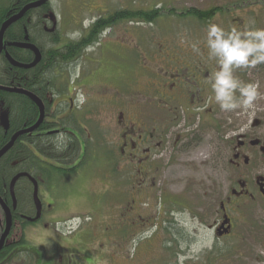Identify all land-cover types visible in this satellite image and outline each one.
I'll return each mask as SVG.
<instances>
[{"label":"flooded vegetation","instance_id":"obj_1","mask_svg":"<svg viewBox=\"0 0 264 264\" xmlns=\"http://www.w3.org/2000/svg\"><path fill=\"white\" fill-rule=\"evenodd\" d=\"M39 1L11 0L0 9V30ZM84 1L83 11L78 5L67 24L60 4L48 0L13 23L0 41V85L42 103L41 110L29 96L0 91V150L44 114L41 125L0 159V264H99V237L119 234L120 226L133 236L146 220L125 219L135 211L132 199L123 220L111 218L103 232L98 212L62 211L66 192L88 183L84 177L104 173L103 183L112 189L118 191L122 179L130 196H139L162 160L176 149H195L204 133L213 135L207 144L214 178L192 220L210 233V256L226 264H264V62L233 69L239 81L258 86L253 106L222 111L209 82L218 65L207 48L211 23L226 31L264 29V0H145L149 4L138 10L134 0L116 8L103 0L90 11ZM135 14L178 17L177 54L151 42V33L137 37L135 27L154 23ZM185 22L196 23L204 34L195 37ZM69 25L73 29L64 34ZM188 31L193 35H184ZM33 46L40 63L15 66L34 63ZM25 174L12 192L14 179ZM92 204L100 207L98 200ZM109 257L113 264L116 256Z\"/></svg>","mask_w":264,"mask_h":264},{"label":"rangeland","instance_id":"obj_2","mask_svg":"<svg viewBox=\"0 0 264 264\" xmlns=\"http://www.w3.org/2000/svg\"><path fill=\"white\" fill-rule=\"evenodd\" d=\"M87 1L89 11L90 8L103 6V0ZM134 1L135 10L145 8L149 4L145 0ZM56 3L60 4L64 20L69 24L71 20L73 21L72 15L78 5V10L83 11L85 1L73 0L67 3L65 0H56ZM124 3H127V0H110L108 5L109 8H116L117 4L120 6ZM195 24L185 22V27L188 25L194 36L200 37L204 34L203 29ZM71 29L72 26H67L64 34ZM184 30L186 31V28ZM144 32L146 35L151 33V42L166 45L176 54L179 51L178 17H159L150 26L144 24L142 27H135L137 37L145 35ZM192 32L188 31V34L184 35L190 37V33L193 35ZM156 44L152 45V50H158L159 46ZM200 137L202 143L195 149L184 151L183 154H179V150L176 149L172 155L162 160L160 172L151 179L139 196L131 197L126 182L122 179L118 191L112 189L107 183H103L104 173L96 177L93 175L84 177L88 183L80 184L79 188L73 187L66 192L69 200L62 211L69 215L98 212L97 220L100 226L103 225V232L105 227L110 226L111 218L119 217L121 221L123 220L124 215L121 214L126 212L124 207L132 199L137 201L135 211L132 214L126 212L125 219L132 222L135 216L140 215L146 220L142 230L135 231L133 236L127 237L128 234L125 233L128 228L120 226L119 234L99 237L95 243L104 244L103 258L99 264H112L109 257L111 254L116 256L113 264H226L209 255L208 248L212 245V237L203 226H198L192 220L197 203L205 199L210 179L214 178V156L207 144L211 142L213 135L204 133ZM94 178L97 180L92 182ZM94 200L100 201V207L97 209H94L92 204ZM177 202L182 203L181 207L185 206L187 209L180 211ZM179 221L183 222L181 227Z\"/></svg>","mask_w":264,"mask_h":264},{"label":"clouds","instance_id":"obj_3","mask_svg":"<svg viewBox=\"0 0 264 264\" xmlns=\"http://www.w3.org/2000/svg\"><path fill=\"white\" fill-rule=\"evenodd\" d=\"M184 43L181 40V44ZM192 48L198 51L195 44ZM207 48L209 57L214 58L218 65V70L209 75V82L220 109L230 112L252 107L259 95L258 86L239 81L233 69L254 67L264 62V29L246 28L240 31L232 28L226 31L220 25L211 23L207 28Z\"/></svg>","mask_w":264,"mask_h":264},{"label":"water","instance_id":"obj_4","mask_svg":"<svg viewBox=\"0 0 264 264\" xmlns=\"http://www.w3.org/2000/svg\"><path fill=\"white\" fill-rule=\"evenodd\" d=\"M48 0H42V1H39V2H35V3H31L29 5H27L23 10H21V12L14 16L12 19H10L9 21L5 22L0 30V41L2 40L6 30L15 22L19 21L20 19H22L29 10L31 9H36L38 7H40L42 4H44L45 2H47ZM33 48L35 51H36V54H37V59L34 61L33 64L31 65H20V64H17L15 62H13V64L15 66H18V67H22L24 69H30V68H33L35 67L36 65H38L41 61V55H40V52L36 49L35 46L31 47ZM0 91H4V92H7V93H17V94H23V95H26V96H29L33 101H35L37 104H39V106L41 107V110H42V103L39 99H37L34 95L30 94V93H27L23 90H20V89H11V88H7V87H4V86H1L0 85ZM43 111L41 113V117L39 119V121L37 122V124H35V126H33L31 129L29 130H25V131H20L19 133H16L11 141L3 148L0 150V159H2L11 149L12 147L14 146V144L16 143V141L24 134L26 133H31L33 131H35L42 123L43 121ZM23 176H27L26 174L25 175H19L18 177H16L12 183V192H13V189H14V185L16 183V181L20 178V177H23ZM35 197H36V200L38 201V194H37V191L35 192ZM10 225V223H9Z\"/></svg>","mask_w":264,"mask_h":264},{"label":"trees","instance_id":"obj_5","mask_svg":"<svg viewBox=\"0 0 264 264\" xmlns=\"http://www.w3.org/2000/svg\"><path fill=\"white\" fill-rule=\"evenodd\" d=\"M30 0H23V3L24 4H26L27 2H29ZM10 3H11V0H0V9H2L5 5H7V6H9L10 5ZM0 14H1V12H0ZM134 17L136 18V19H141V20H144V21H146V22H155L156 21V17H150V16H141V15H139V14H135L134 15ZM1 22V21H0ZM14 105L15 104H17V102H18V99H15L14 101ZM0 147H2V145L0 146ZM9 157V159H11V156H8ZM1 166L3 167V164H1ZM1 167V168H2Z\"/></svg>","mask_w":264,"mask_h":264},{"label":"bare ground","instance_id":"obj_6","mask_svg":"<svg viewBox=\"0 0 264 264\" xmlns=\"http://www.w3.org/2000/svg\"><path fill=\"white\" fill-rule=\"evenodd\" d=\"M75 84V83H74ZM50 168V167H49ZM77 175V174H76Z\"/></svg>","mask_w":264,"mask_h":264}]
</instances>
